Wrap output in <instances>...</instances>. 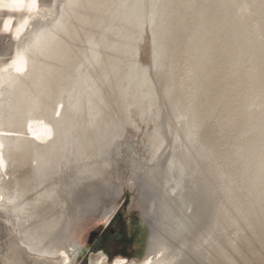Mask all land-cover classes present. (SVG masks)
Returning <instances> with one entry per match:
<instances>
[{"label": "bare ground", "instance_id": "1", "mask_svg": "<svg viewBox=\"0 0 264 264\" xmlns=\"http://www.w3.org/2000/svg\"><path fill=\"white\" fill-rule=\"evenodd\" d=\"M114 3L65 0L59 10L41 12L11 67L0 71V200L16 220L20 241L44 256L59 253L52 252L50 233L59 229L62 213L47 191L45 164L69 134L81 142V159L93 158L105 144L106 126L122 127L136 92L150 86L155 97L159 83L163 109L136 120L144 126L143 159L152 164L149 182L162 188L161 234L172 243L142 264H264V0H196L180 31V0H120L107 36L94 46ZM144 44L148 60L152 51L161 66L148 84ZM100 102L107 106L100 109ZM80 109L98 121L86 133L76 121ZM66 118L69 125L59 127ZM190 134L200 146L198 171ZM214 143L210 158L232 177L222 197L221 183L207 177L211 161L202 158ZM95 165L106 172L101 161ZM173 166L184 171L180 186ZM81 251L60 252V263L73 264ZM105 260L99 253L92 264Z\"/></svg>", "mask_w": 264, "mask_h": 264}, {"label": "rangeland", "instance_id": "2", "mask_svg": "<svg viewBox=\"0 0 264 264\" xmlns=\"http://www.w3.org/2000/svg\"><path fill=\"white\" fill-rule=\"evenodd\" d=\"M63 1L65 0H0V71L11 67L20 41L25 38V34L32 26L40 21L38 15L49 9L59 10V5ZM119 4L120 0H115L114 7L95 31L92 39L94 46L103 43ZM195 4L196 0H180L175 12V23L179 25H176L177 30L183 28L187 12ZM147 24L150 25L143 22L148 28ZM147 49L148 46L144 44L142 50L145 52L141 58L144 62L147 61L144 66L146 67L144 81L148 84L157 67L161 66L152 58L154 57L152 51L148 60ZM92 62L93 58L86 60V67ZM130 72L131 70L126 75L127 81L131 78ZM86 78L89 79L88 75ZM240 85L242 84L238 83L237 87ZM149 88L153 89L150 86H143L133 96V103L124 113L122 127L114 130L113 125L106 126L105 144L99 146L93 158L83 161L79 152L80 140L77 141L69 134L64 149L60 150L57 146L50 157L51 160L49 159L43 168L47 191L58 201L62 213L59 229L50 233L52 252L67 253L71 248H81L82 251L76 256L73 264H92L99 253L107 260L106 264L118 260L142 264L149 259L157 260L170 248L172 238H164L161 234L164 223L162 188L149 182V168L152 164L143 159L141 146L144 126L138 125L136 120L138 116H142L144 121H147L154 115L157 107L163 109L159 104L161 96L159 83L154 86L155 97ZM127 89L123 87V90ZM98 106L102 109L107 105L100 102ZM183 115L181 112L174 115L178 125L184 120ZM96 118H99V115H96ZM69 121L70 119L66 118L65 124L59 127L66 128ZM76 121L84 133L94 129L98 123L82 109ZM189 138L195 148L192 156L195 169L198 171L200 146L191 134ZM145 147L148 149L149 145L145 144ZM204 149L207 151L202 156L203 160L211 161L207 177L213 185L221 183L219 197H222L226 191L229 193V181L232 177L228 175L226 166L210 158V154L212 155L210 151H215L216 143L207 145ZM103 152H107L108 155L105 156ZM96 160L106 166L103 175L97 170ZM175 166L172 173L180 186L184 171L179 172ZM65 198L71 203L70 210L66 207ZM4 205L6 202L0 200V264H62L59 253L52 257L44 256L28 250L22 244L17 234L16 220L10 209H5ZM108 210L115 212L112 218L108 216ZM155 252H159L160 255H156Z\"/></svg>", "mask_w": 264, "mask_h": 264}, {"label": "flooded vegetation", "instance_id": "3", "mask_svg": "<svg viewBox=\"0 0 264 264\" xmlns=\"http://www.w3.org/2000/svg\"><path fill=\"white\" fill-rule=\"evenodd\" d=\"M114 215H115V214H114ZM114 215H113V216H114ZM113 216H112V217H113ZM112 217H111V218H112ZM111 218H110V219H111ZM110 219L108 220V222L110 221ZM108 222H107V223H108ZM105 255H106V254H105ZM106 256H107V255H106ZM107 258H108V256H107Z\"/></svg>", "mask_w": 264, "mask_h": 264}]
</instances>
